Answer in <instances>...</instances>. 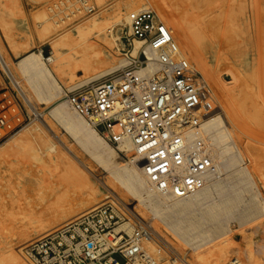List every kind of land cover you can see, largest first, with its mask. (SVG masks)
I'll list each match as a JSON object with an SVG mask.
<instances>
[{"label": "bare ground", "instance_id": "6f19581e", "mask_svg": "<svg viewBox=\"0 0 264 264\" xmlns=\"http://www.w3.org/2000/svg\"><path fill=\"white\" fill-rule=\"evenodd\" d=\"M142 1L126 0L117 4L116 18L112 23H109V13L102 10L74 32H62L56 39L48 40L51 56L47 58L40 49L28 51L26 46V53L12 66L0 43V64L11 75L28 118L34 120L11 137L2 151L27 150L39 156H35L33 162L17 165V175L9 184L8 199L2 198L1 203L6 208L13 205L19 208L20 203L32 207V203L23 201L25 194L35 192L39 203L36 205L56 206L48 215H41L47 210L37 208V215L26 222L19 221L11 239L1 249L2 264H26L13 251L11 243L14 238L26 239L75 211H87L100 205L98 188L86 179L81 165L74 159L73 150L54 140L56 133L37 108V103L52 106L50 114L85 152L105 168L115 182L107 187L125 206L133 222L154 219L151 230L163 246L178 256H184V250L189 248V251L186 249L189 253L184 256L185 264H226L230 252L235 254L233 264H256L249 251L233 247L231 238L207 246L224 234L226 219L234 216L243 223L264 215V199L256 183L259 174L254 175L249 167L251 163L257 164L258 156L224 120L234 119L232 107L238 93L221 85L217 73L204 61L198 39L173 13L158 0ZM146 5L156 10L165 29L172 33L180 58L192 70L199 71L206 94L217 109L207 113L197 126L173 128L168 142H154L137 152L131 136L119 126L110 129L116 146L109 145L101 135L106 133L99 132L74 111L65 98L60 80L73 81L79 74L83 78L74 86L92 83L106 74L124 70L141 50L148 61L145 66L133 69L132 76L146 80L157 73L160 66L156 53L144 42L134 40L129 54H122L120 47V31L123 28L130 30L134 17L149 9ZM86 10L91 11L89 7ZM40 19L45 21L40 37L48 39L58 22H49L51 18L47 19L45 14H41ZM10 45L17 55L14 43ZM18 74L27 81L35 98L26 86L20 84ZM121 155L130 159H122ZM188 155L193 158L195 169L186 162L185 156ZM255 171L257 173L258 168ZM77 179L81 180L85 190L67 196L66 192L72 190L74 185L71 184ZM19 197L23 200L20 203ZM132 226L122 222L118 229H125L130 234ZM155 236L142 240L144 254L158 264L164 261L167 264L170 260L182 264L173 257L168 258V250L162 249Z\"/></svg>", "mask_w": 264, "mask_h": 264}, {"label": "rangeland", "instance_id": "374dc122", "mask_svg": "<svg viewBox=\"0 0 264 264\" xmlns=\"http://www.w3.org/2000/svg\"><path fill=\"white\" fill-rule=\"evenodd\" d=\"M124 1L126 0H102L101 2H97L96 0H0V43L2 49L12 66L26 53L24 50L26 46L29 47L28 51L40 49L43 56L47 58L51 56L49 46L47 45L48 40L56 39L62 32H74L78 26L98 15L102 10H106L109 13L111 17L109 23H112L116 18L117 4ZM145 1L147 0H143L141 3ZM158 1L194 34L195 39H198L201 44L204 61L211 67L212 71L217 73L221 85L228 90L232 89L238 93L232 107L234 119L229 120L224 118V120L226 121V125L236 132L238 138L248 144L258 156V158L256 157L257 164H255L256 162L254 164L251 163L249 167L254 175H260V178L259 175H256L258 177L256 183L264 199V0ZM146 6L149 8L147 10H151L155 14L157 13L154 8L149 5ZM87 7L91 11L86 10ZM76 8L79 9V12L76 11ZM41 14H45L47 19L51 18L48 20L49 22H58L54 26V33L48 39L40 37V32L45 25V21L40 19ZM126 29L123 28L120 31V38ZM168 31L174 40L170 30ZM11 42L16 46L17 55H15L10 45ZM120 47L122 48L121 45ZM121 53L124 54L122 51ZM193 71L203 79L198 70ZM115 72L106 74L95 81L103 80L115 74ZM82 78V75L77 74L73 81L66 78L61 79L60 85L62 90L67 91L77 87L74 84L82 80ZM18 79H20V84L26 86L29 93L33 96V92L29 89L27 81L20 74H18ZM18 92L11 75L0 64V118L4 120V126L0 127V259L1 249L11 239L12 231L19 221L26 222L28 218L37 215V208L47 210L45 213H41L44 216L50 213L49 210L56 208V206L44 205L43 203L36 205L35 203H38L36 198L38 197H36L35 192L25 194V198L27 199L25 200L24 198V201L20 198H23V196L19 197L21 200L19 203L22 201L24 203L25 201L29 202V204L32 203L34 209L26 205V203H20L22 206L19 208L16 205L6 208L1 203L2 198L8 199L9 184L13 182L17 175L15 170L18 172V168L22 163L33 162L34 157L37 156L35 153L28 152L27 150L2 151V148H5V143L11 137L34 122V120L28 118L27 109L23 106L21 95ZM33 98L35 97L33 96ZM36 103L37 101L34 105ZM211 103V111L213 112L217 108L212 99ZM37 106L43 112L44 117L49 121L48 124L50 123V128L54 129L53 131L58 137L57 139L54 136V140L56 139V142L59 144L63 142L73 150L75 153L74 159L81 165L80 167L84 171L86 179L98 188L99 196L97 197V201L100 204L106 202L114 203L129 218L125 206L107 187L110 183L115 182L105 168L85 152L77 141L67 133L62 124L50 114L52 106L40 103H37ZM212 112H209V114ZM101 135L109 145L112 147L116 146L108 134ZM121 157L125 160L130 159L122 155ZM185 160L191 164L192 169L196 168L194 160L190 155L185 156ZM257 168L258 171L256 173L255 170ZM211 170L212 168L209 169V171ZM72 185H74L72 190L66 192L67 196L71 195L72 192L78 194L85 190L80 179H77ZM119 189L123 190L122 187H119ZM83 211L85 212L86 210ZM83 211H75L64 218L58 219L44 230L34 232L26 239L12 238L11 245L14 253L20 260L26 263L19 254L21 253V248L27 242L72 220L83 213ZM148 214L151 213L148 212ZM226 221L227 228L224 234L214 239L207 246L231 238L230 241L234 243V248L249 251L253 262L264 264V215L243 223L239 222L234 216L226 219ZM136 222L151 228L155 220L151 219L143 222L137 219ZM151 235L155 236L152 230ZM156 239L158 243L162 244L161 246L164 245L159 238L156 237ZM162 249L168 250L165 246ZM183 249L185 248L183 247ZM183 249L181 252L184 253L185 251L182 254L185 256L189 253V248L187 249L186 247L188 251L186 249L183 251ZM167 253L168 258L169 256L173 257L185 264L184 260L186 257L178 256L169 250ZM234 257L235 254L230 252L226 264H233L235 262ZM114 259L119 264L124 263V259L120 255H114ZM0 264L2 263L0 262ZM161 264H165V261Z\"/></svg>", "mask_w": 264, "mask_h": 264}, {"label": "built area", "instance_id": "2783aa9c", "mask_svg": "<svg viewBox=\"0 0 264 264\" xmlns=\"http://www.w3.org/2000/svg\"><path fill=\"white\" fill-rule=\"evenodd\" d=\"M120 40L125 54L134 40L144 42L156 53L159 71L146 80L132 76L133 69L148 61L141 50L125 70L65 91L74 111L114 142L110 129L119 126L131 136L137 152L154 142H168L177 126H197L211 111V99L203 79L180 58L156 14L139 12ZM122 222L133 225L130 234L118 229ZM150 236V227L133 222L117 205L106 202L27 242L20 256L28 264H119L117 254L123 264H156L142 249V240Z\"/></svg>", "mask_w": 264, "mask_h": 264}]
</instances>
